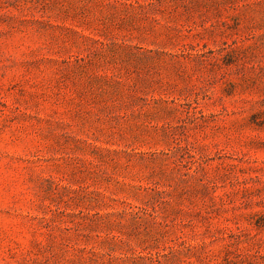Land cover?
<instances>
[{
    "label": "rangeland",
    "instance_id": "374dc122",
    "mask_svg": "<svg viewBox=\"0 0 264 264\" xmlns=\"http://www.w3.org/2000/svg\"><path fill=\"white\" fill-rule=\"evenodd\" d=\"M0 264H264V0H0Z\"/></svg>",
    "mask_w": 264,
    "mask_h": 264
}]
</instances>
